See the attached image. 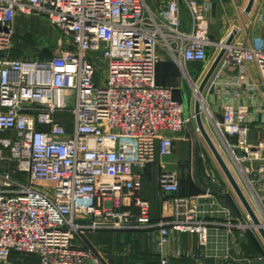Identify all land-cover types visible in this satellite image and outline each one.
Masks as SVG:
<instances>
[{
  "label": "built area",
  "instance_id": "built-area-1",
  "mask_svg": "<svg viewBox=\"0 0 264 264\" xmlns=\"http://www.w3.org/2000/svg\"><path fill=\"white\" fill-rule=\"evenodd\" d=\"M212 3L165 0L152 8L148 0H0V264L12 254L34 257L32 264H105L85 238L102 228L149 230L161 264L215 257L223 241L229 256L246 229L264 248V36H235L218 66H237L238 74L222 81L236 96L246 65L255 66L259 81L248 89L252 98L259 94L261 117L256 121L240 102H224L220 111L199 104L260 223H253L229 183L207 168L206 191L188 195L179 194L178 173L164 168L176 134L195 119L194 112L185 116L173 88L156 82L157 50L193 90L188 64L204 61L212 47L216 54L223 41L217 47L210 38ZM19 15L42 16L58 29L66 40L58 54L5 55ZM251 21L264 24V13ZM57 114H69L70 122ZM150 165L158 169L157 195L169 210L157 222L142 196ZM212 190L231 193L242 221ZM180 232L195 234L199 250L167 249ZM258 258L244 257L242 264H258Z\"/></svg>",
  "mask_w": 264,
  "mask_h": 264
},
{
  "label": "rangeland",
  "instance_id": "rangeland-1",
  "mask_svg": "<svg viewBox=\"0 0 264 264\" xmlns=\"http://www.w3.org/2000/svg\"><path fill=\"white\" fill-rule=\"evenodd\" d=\"M148 3L153 8L152 1L148 0ZM237 15H235L236 21L234 20V22L232 23H226L227 28L225 33L228 31L229 34L232 30H234V37L236 36L239 37V39H243L245 35L248 34L245 33L246 24L240 22V20L238 21ZM220 28L221 24L218 22L216 23L214 28L211 29L212 32L214 31L215 33L212 34L214 39L211 38V36L210 38L212 41L217 43V47L218 43L222 40L225 34L224 33L223 36L219 34ZM65 42L66 40L63 37L62 33L54 26L49 24L44 17L38 15H19L16 18V23L13 28L11 45L6 51H4V54L12 58L22 57L44 59L58 54L60 47L63 46ZM214 49L215 47L209 49V56L206 64L196 65L191 71L190 79L191 81L198 84V86L212 59L216 55L214 53ZM184 80L187 97H189L192 102H195V90H192V85L188 80ZM204 99L205 98L203 96V102ZM67 104L69 108H72L74 106L73 94L69 96ZM201 104L204 105L202 101ZM185 109H188L187 105ZM192 112L193 111L190 110L188 111V113ZM204 122L206 124L204 126L205 128H207L206 130L208 131L211 139H215V142L217 141V143H220L212 127L206 122L205 118L203 117V123ZM193 145H195L196 148L195 165L192 163ZM163 162L165 164V169L169 168L171 170H175L178 173L179 183H181V192H186L188 194L191 192L193 194L200 193L201 190L195 193L196 189L194 188V186L199 188L197 182H199L205 188L208 187L209 185L202 178L203 170L205 168L215 174L217 178H219L221 183L227 182L201 133L199 132V130H197L195 121H191V123L186 124L182 131L176 134L174 152L171 157H164ZM167 211L169 210H166V212ZM178 236H187L192 238V240L189 239L188 241L184 239L186 237H181V239H178L180 238ZM175 237H177V239L175 238V243L178 244L180 242L181 247H178H180L181 249H188L195 252L199 250V247L197 245V236L195 234L180 232L176 233ZM85 238L98 252L105 264H161V254L155 248L154 236L149 232V230H111L102 228L87 232V234H85ZM229 245L231 246L230 242ZM238 248L233 245V249H231L232 252L229 254V256L220 255L216 258L211 257L207 259L202 257V260H207V264H233L231 262L242 264L245 256ZM167 249H170V247L168 246ZM240 253L244 257L241 256ZM256 258L247 259L253 260ZM25 262V256H23L14 259L10 258L5 264H25ZM194 263L195 260L193 259L181 258L175 262H171L169 260L167 264ZM258 264H264V257L259 260Z\"/></svg>",
  "mask_w": 264,
  "mask_h": 264
},
{
  "label": "crops",
  "instance_id": "crops-1",
  "mask_svg": "<svg viewBox=\"0 0 264 264\" xmlns=\"http://www.w3.org/2000/svg\"><path fill=\"white\" fill-rule=\"evenodd\" d=\"M159 1H165V0H152L153 4H157ZM212 11H211V17H210V24H209V34L211 38L214 39L213 35L215 32L211 29L214 28L216 23L221 24V28L219 29V34L223 36V34L226 31V23H232L234 20L236 21V16L238 17V21L246 24V30L245 33L249 34H258L260 36H264V24L253 22L251 21L254 14L256 12H262L264 13V0H255L253 7L249 13H246L244 11V8L246 6L247 0H212ZM234 13V14H233ZM235 17V18H234ZM184 19V27L185 29H188L189 26V16L186 12H184L183 15ZM228 35V31L224 34V37L222 40L226 38ZM159 55V62L156 65L155 68V80L160 85H166L173 88V97L180 101L183 104V98L187 101V110L193 111L194 108V101L187 97V92L185 91V80L181 75V72L178 68V66L167 56L164 50L158 49L157 50ZM209 50L207 51V58L199 63H191L188 64L189 66V72L191 74V71L196 65H203L206 64V61L208 60V54ZM218 72V77L213 76L209 80L208 84L206 85L203 96H204V104L205 101L210 104L213 108L218 109L220 111V108L224 102H240L245 104L250 112L254 115L256 121L261 117V111L258 109L257 104L259 101V94L256 93L254 98L250 96V90L248 87L257 84L259 81L258 78V72L255 68V66L251 63L246 65L245 68V79L243 81V86L238 90L239 96H236L232 91L235 90L234 88H231L229 92H227L223 86L222 81H225L226 79L233 78L238 74V68L234 63H229L223 66H220L216 70ZM247 88V89H246ZM193 104V105H192ZM191 106V108H190ZM204 106V105H202ZM256 133V131L253 133V135ZM143 186H142V196L147 199L150 203V217L153 222H157L161 219L162 214L166 213V210H163V207H165V204L162 202V199L158 198L157 192H158V184H157V175H158V169L155 165L148 166L144 173H143ZM172 238L170 242L168 243L167 247L169 246L170 249L174 248L176 246H180V242L178 244L175 243V240L177 237H175L176 233L172 234ZM181 239L184 238L189 241V239L192 240V238L187 236H178ZM176 238V239H175ZM223 243L225 244L226 241ZM223 245H219L217 255L213 258L219 257L220 255L223 256L225 253L223 251ZM225 256V255H224ZM211 258V257H210ZM179 259H171V262H175ZM233 264H236V262H231ZM194 264H207V260H197Z\"/></svg>",
  "mask_w": 264,
  "mask_h": 264
},
{
  "label": "water",
  "instance_id": "water-1",
  "mask_svg": "<svg viewBox=\"0 0 264 264\" xmlns=\"http://www.w3.org/2000/svg\"><path fill=\"white\" fill-rule=\"evenodd\" d=\"M254 2H255V0H247L246 6L244 8V11L246 13H249L251 11ZM234 35H235V31L232 30L228 34V36L225 40V45H228L231 43V41L234 38ZM224 53H225V46H222V47H220L219 51L216 53V55L212 59L210 65L208 66V69L206 70L205 74L203 75V77L199 83L198 91L200 93H202L204 91L206 85L208 84L209 80L213 76L215 70L218 68V66H219V64L223 58ZM186 105H187V101L185 98H183V108H184L185 116L188 115V110L185 109ZM193 112H194V119H195V123L197 126V130H199V132L201 133L203 139L205 140L208 148L210 149L214 159L216 160V162H217L219 168L221 169L223 175L225 176L227 182L229 183L233 192L237 195V197L239 198L241 203L246 208L247 212L251 216L253 223L256 225L259 224L260 223L259 220L257 219V217L254 215L253 211L251 210V208H250L249 204L247 203L243 193L241 192V189L239 188L235 178L233 177L230 169L228 168L226 162L224 161L223 157L221 156L220 152L218 151L217 147L215 146V143L213 142V140L209 136V133L206 130L204 123H203V118L200 114V105H199L197 100L194 102ZM195 150H196L195 145H193L192 146V158H193L192 163L194 165H195ZM197 184H198V187L201 191H206V188L204 186H202L199 182H197ZM211 193L214 194L215 196L219 197L222 200V203L228 209V211L231 213V215L233 217L238 218L239 220L242 221L241 213H240V211H239V209H238V207H237V205H236V203H235L230 192L220 193L216 190H212ZM259 232H260V234L264 240L263 228L259 227ZM238 246H239L241 253L246 258H256L258 256L264 257V248L262 247V245L260 244V242L258 241V239L255 237V235L253 234V232L250 229L245 230L243 237L240 239V241L238 243Z\"/></svg>",
  "mask_w": 264,
  "mask_h": 264
},
{
  "label": "trees",
  "instance_id": "trees-1",
  "mask_svg": "<svg viewBox=\"0 0 264 264\" xmlns=\"http://www.w3.org/2000/svg\"><path fill=\"white\" fill-rule=\"evenodd\" d=\"M60 120H62V122L64 121V122H70V115L69 114H57L56 115ZM68 125V124H67ZM145 171V170H144ZM144 175V174H143ZM203 181V180H202ZM194 188L196 189V191H195V193L196 192H199L200 191V189L199 188H197V187H195L194 186ZM193 189V188H192ZM180 190H181V183H180ZM194 192V191H193ZM179 194L180 195H187L188 193H186V192H181V191H179ZM189 194H193L192 192L191 193H189ZM17 257H19L18 255H16V254H12L11 256H10V258H12V259H14V258H17ZM21 257H23V256H21ZM25 264H32V263H34V261H35V259H34V257H32V256H25Z\"/></svg>",
  "mask_w": 264,
  "mask_h": 264
},
{
  "label": "bare ground",
  "instance_id": "bare-ground-1",
  "mask_svg": "<svg viewBox=\"0 0 264 264\" xmlns=\"http://www.w3.org/2000/svg\"><path fill=\"white\" fill-rule=\"evenodd\" d=\"M225 40H226V38L223 40V41H221V43L219 44V46L220 47H222V46H225V47H228L229 45H225ZM194 92H195V94H196V100L198 101V103L202 106V104H201V101H202V103H204L203 102V100H202V98H203V94L202 93H200L199 91H198V84L195 86V88H194ZM205 103H206V101H205ZM205 118V117H204ZM204 125H206L205 124V122H204ZM207 129V128H206ZM208 132V131H207ZM213 140V139H212ZM213 142L216 144V142L213 140Z\"/></svg>",
  "mask_w": 264,
  "mask_h": 264
}]
</instances>
